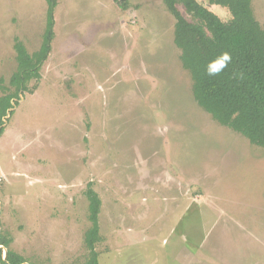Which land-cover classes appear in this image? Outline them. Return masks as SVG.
<instances>
[{"label":"rangeland","instance_id":"1","mask_svg":"<svg viewBox=\"0 0 264 264\" xmlns=\"http://www.w3.org/2000/svg\"><path fill=\"white\" fill-rule=\"evenodd\" d=\"M47 11L0 0L6 84ZM174 28L162 0H57L42 77L0 137V229L28 263L86 262L92 184L100 264H264V148L199 105Z\"/></svg>","mask_w":264,"mask_h":264},{"label":"trees","instance_id":"2","mask_svg":"<svg viewBox=\"0 0 264 264\" xmlns=\"http://www.w3.org/2000/svg\"><path fill=\"white\" fill-rule=\"evenodd\" d=\"M200 1L162 0L175 18L174 41L181 51L183 67L192 76L194 98L215 120L264 148V26L255 14L253 0ZM47 3V24L40 48L30 52L24 41L16 38L17 70L9 84L0 78L3 90L0 95V137L24 92H33L37 87L42 67L52 51L57 0H47ZM212 5L225 8L228 17L209 9ZM33 80L35 85L30 87ZM86 196L91 226L85 234L89 256L83 264H100L96 245L102 239L99 220L102 200L92 184H89ZM11 242L12 239L0 229V245L8 249L4 260L3 248H0V263H28L23 255L11 248Z\"/></svg>","mask_w":264,"mask_h":264},{"label":"water","instance_id":"3","mask_svg":"<svg viewBox=\"0 0 264 264\" xmlns=\"http://www.w3.org/2000/svg\"><path fill=\"white\" fill-rule=\"evenodd\" d=\"M0 212H1V208H0ZM0 248H3V258H4V260H6L7 255H8V249L2 245H0ZM24 264H30V263H24Z\"/></svg>","mask_w":264,"mask_h":264}]
</instances>
